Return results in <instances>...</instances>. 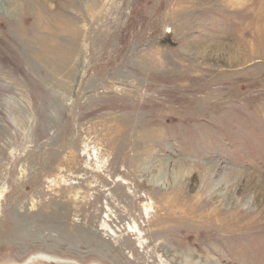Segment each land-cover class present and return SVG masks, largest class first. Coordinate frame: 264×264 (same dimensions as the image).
<instances>
[{
    "label": "rangeland",
    "instance_id": "374dc122",
    "mask_svg": "<svg viewBox=\"0 0 264 264\" xmlns=\"http://www.w3.org/2000/svg\"><path fill=\"white\" fill-rule=\"evenodd\" d=\"M42 262L264 264V0H0V264Z\"/></svg>",
    "mask_w": 264,
    "mask_h": 264
},
{
    "label": "bare ground",
    "instance_id": "6f19581e",
    "mask_svg": "<svg viewBox=\"0 0 264 264\" xmlns=\"http://www.w3.org/2000/svg\"><path fill=\"white\" fill-rule=\"evenodd\" d=\"M161 181H162V180H161ZM207 181H208V180H207ZM1 193H2V192H1ZM190 258H191V257L189 256V259H190ZM192 261H193V259L190 260V263H192ZM186 263H187V262H186ZM190 263H189V264H190ZM194 263H195V262H194Z\"/></svg>",
    "mask_w": 264,
    "mask_h": 264
},
{
    "label": "water",
    "instance_id": "95a60500",
    "mask_svg": "<svg viewBox=\"0 0 264 264\" xmlns=\"http://www.w3.org/2000/svg\"><path fill=\"white\" fill-rule=\"evenodd\" d=\"M42 264H50L49 262L48 263H46V262H42Z\"/></svg>",
    "mask_w": 264,
    "mask_h": 264
},
{
    "label": "flooded vegetation",
    "instance_id": "af4514ba",
    "mask_svg": "<svg viewBox=\"0 0 264 264\" xmlns=\"http://www.w3.org/2000/svg\"><path fill=\"white\" fill-rule=\"evenodd\" d=\"M50 264H54V262H51Z\"/></svg>",
    "mask_w": 264,
    "mask_h": 264
}]
</instances>
